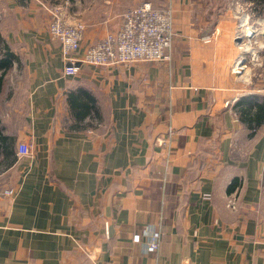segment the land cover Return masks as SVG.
<instances>
[{
  "label": "crops",
  "instance_id": "0c3cea01",
  "mask_svg": "<svg viewBox=\"0 0 264 264\" xmlns=\"http://www.w3.org/2000/svg\"><path fill=\"white\" fill-rule=\"evenodd\" d=\"M55 1L0 0V264H264V81L231 68L242 55L226 4L58 2L85 20L82 48L144 1L172 6L176 30L169 60L67 75L48 30ZM70 92L96 100L97 125L74 127Z\"/></svg>",
  "mask_w": 264,
  "mask_h": 264
},
{
  "label": "built area",
  "instance_id": "2783aa9c",
  "mask_svg": "<svg viewBox=\"0 0 264 264\" xmlns=\"http://www.w3.org/2000/svg\"><path fill=\"white\" fill-rule=\"evenodd\" d=\"M51 18L48 30L53 38L61 42L62 51L67 57L65 74L75 75L81 69L80 63L93 66H114L132 64L138 61H160L171 58V47L176 35L172 6L156 8L150 1L141 2L129 8L122 15V24L119 29L108 32L97 43L82 48V39L85 25L81 21L70 23L66 20L60 7L50 10ZM253 35V30L246 37ZM242 36L239 35V38ZM241 48L248 47L243 41ZM83 50L82 57H75V53ZM244 56L236 61V71L240 72L245 67ZM90 123L97 125L96 121ZM91 130V128H90ZM31 148L21 143L18 148L19 156H27ZM231 207H236L233 201ZM158 249L157 238L148 244L150 252Z\"/></svg>",
  "mask_w": 264,
  "mask_h": 264
},
{
  "label": "rangeland",
  "instance_id": "374dc122",
  "mask_svg": "<svg viewBox=\"0 0 264 264\" xmlns=\"http://www.w3.org/2000/svg\"><path fill=\"white\" fill-rule=\"evenodd\" d=\"M63 1V0H62ZM62 1H55L48 6L50 10L53 7H60L63 12V8L68 6V4H61L58 2ZM226 4L227 11L230 12L228 16V21L235 22V44L238 47V50L241 52L240 55L246 58L245 60V67L240 71L237 72L236 70V62L232 65V70L235 74L240 75L245 70V72L251 75L253 81L255 79L262 78L264 81V60L262 61V65L256 64V60L264 56V0H221ZM90 3V0H83L82 5L86 8L85 5ZM67 3V2H66ZM70 5V4H69ZM73 6V5H72ZM1 11V7H0ZM90 11L89 6H87L86 10H82V13H88ZM82 23L85 25L86 31V22L82 18ZM253 30V35L246 37L248 31L250 32ZM85 34V32H84ZM239 35L242 37L239 38ZM240 40V41H239ZM243 41L245 44L248 45L249 50L252 49L253 52L245 53L242 52L246 48H241L240 42ZM253 53V64H250V54ZM248 54L249 60L247 61L248 57L245 56ZM260 60V59H259Z\"/></svg>",
  "mask_w": 264,
  "mask_h": 264
},
{
  "label": "trees",
  "instance_id": "16d2710c",
  "mask_svg": "<svg viewBox=\"0 0 264 264\" xmlns=\"http://www.w3.org/2000/svg\"><path fill=\"white\" fill-rule=\"evenodd\" d=\"M2 44L6 46V43L4 42V38L0 34V69L2 70L0 79H2V76L5 74L6 69L10 66V61H8V59L5 58L3 56V53L1 52V49L4 47L2 46L1 48ZM4 55L8 56L9 53L7 52ZM68 99H69L73 125L75 128H86L87 126H90L91 124L88 118L91 119V117L100 120L101 115L97 102L94 98L90 97L86 92H80V93L70 92L68 95ZM255 111L256 112L253 113L254 114L253 120H255L256 124H260L264 120V104L256 107ZM1 147L4 156H6L8 152H11L6 144L2 143Z\"/></svg>",
  "mask_w": 264,
  "mask_h": 264
},
{
  "label": "water",
  "instance_id": "95a60500",
  "mask_svg": "<svg viewBox=\"0 0 264 264\" xmlns=\"http://www.w3.org/2000/svg\"><path fill=\"white\" fill-rule=\"evenodd\" d=\"M209 20H210V24H209V26L207 27L206 32L203 34V36H205V37H207V36L210 35V33H211V29H212L213 25H214L215 22H216V17H215V14H214V13H211V14L209 15ZM239 41H240V40H239Z\"/></svg>",
  "mask_w": 264,
  "mask_h": 264
},
{
  "label": "bare ground",
  "instance_id": "6f19581e",
  "mask_svg": "<svg viewBox=\"0 0 264 264\" xmlns=\"http://www.w3.org/2000/svg\"><path fill=\"white\" fill-rule=\"evenodd\" d=\"M249 32V31H248ZM249 36L251 35V33L248 34Z\"/></svg>",
  "mask_w": 264,
  "mask_h": 264
}]
</instances>
